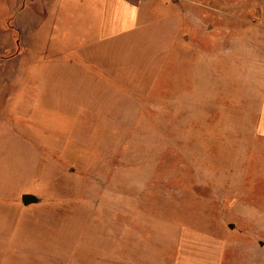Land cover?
Returning a JSON list of instances; mask_svg holds the SVG:
<instances>
[{"label":"rangeland","instance_id":"rangeland-1","mask_svg":"<svg viewBox=\"0 0 264 264\" xmlns=\"http://www.w3.org/2000/svg\"><path fill=\"white\" fill-rule=\"evenodd\" d=\"M160 14L85 43L71 9L58 28L26 27L36 21L21 19V0H0L1 250L64 254L135 212L157 233L220 239L227 264L261 263L264 0H188ZM25 193L40 202L25 207Z\"/></svg>","mask_w":264,"mask_h":264},{"label":"crops","instance_id":"crops-1","mask_svg":"<svg viewBox=\"0 0 264 264\" xmlns=\"http://www.w3.org/2000/svg\"><path fill=\"white\" fill-rule=\"evenodd\" d=\"M184 1L188 0H52V5L45 8L48 7L45 0H21V19H35L36 24L26 27H50L53 22L58 28L71 9V26L81 29L78 37L85 43L93 38L101 43L147 27L162 16L163 9ZM46 20L49 24L45 26ZM260 44L261 83L256 122L264 157V37ZM136 215L117 212L115 219L101 223L98 236L85 233L89 241L82 248H62L64 254L46 250L50 254L38 253L28 261L24 256L17 255L18 258L10 254L12 251L0 249V264H227L226 245L220 239L187 228L173 234L162 230L157 233L155 221L147 219L141 224L134 218ZM7 254L11 260H5ZM260 262L264 264V258Z\"/></svg>","mask_w":264,"mask_h":264},{"label":"water","instance_id":"water-1","mask_svg":"<svg viewBox=\"0 0 264 264\" xmlns=\"http://www.w3.org/2000/svg\"><path fill=\"white\" fill-rule=\"evenodd\" d=\"M21 201L25 207H28L38 204L40 202V198L35 194L25 193L21 196ZM231 228H233V225Z\"/></svg>","mask_w":264,"mask_h":264}]
</instances>
